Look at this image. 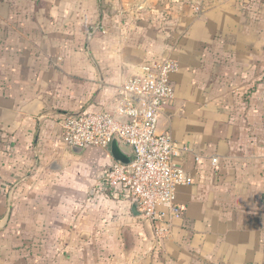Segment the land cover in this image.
<instances>
[{"label": "crops", "instance_id": "obj_1", "mask_svg": "<svg viewBox=\"0 0 264 264\" xmlns=\"http://www.w3.org/2000/svg\"><path fill=\"white\" fill-rule=\"evenodd\" d=\"M163 57L192 183L160 238L62 123ZM0 264H264V0H0Z\"/></svg>", "mask_w": 264, "mask_h": 264}, {"label": "built area", "instance_id": "obj_2", "mask_svg": "<svg viewBox=\"0 0 264 264\" xmlns=\"http://www.w3.org/2000/svg\"><path fill=\"white\" fill-rule=\"evenodd\" d=\"M179 70V62L169 57L146 62L118 91L115 112L96 107L65 117L62 123L67 147L110 149L118 138L130 150L133 161L126 165L114 160L98 189L135 203L160 238L169 235L173 220L183 212L178 187L192 183L180 162L185 149L170 131L159 130L165 106L174 101L172 77ZM212 163L217 165L218 159Z\"/></svg>", "mask_w": 264, "mask_h": 264}, {"label": "water", "instance_id": "obj_3", "mask_svg": "<svg viewBox=\"0 0 264 264\" xmlns=\"http://www.w3.org/2000/svg\"><path fill=\"white\" fill-rule=\"evenodd\" d=\"M75 153H81L84 149L79 147H71ZM110 152L114 160L121 162L123 164H130L133 161V154L127 147H124L118 138H114L111 146ZM133 213L139 215L137 211V205L134 206Z\"/></svg>", "mask_w": 264, "mask_h": 264}, {"label": "rangeland", "instance_id": "obj_4", "mask_svg": "<svg viewBox=\"0 0 264 264\" xmlns=\"http://www.w3.org/2000/svg\"><path fill=\"white\" fill-rule=\"evenodd\" d=\"M86 153L88 154V153H90V152L87 150ZM87 154H86V155H87Z\"/></svg>", "mask_w": 264, "mask_h": 264}]
</instances>
